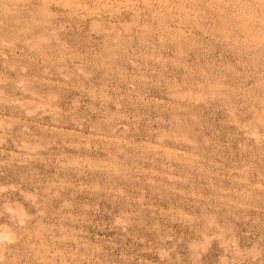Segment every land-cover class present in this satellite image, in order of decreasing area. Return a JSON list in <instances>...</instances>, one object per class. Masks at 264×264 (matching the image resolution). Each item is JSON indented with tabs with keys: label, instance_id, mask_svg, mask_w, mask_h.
I'll list each match as a JSON object with an SVG mask.
<instances>
[{
	"label": "rangeland",
	"instance_id": "obj_1",
	"mask_svg": "<svg viewBox=\"0 0 264 264\" xmlns=\"http://www.w3.org/2000/svg\"><path fill=\"white\" fill-rule=\"evenodd\" d=\"M0 264H264V0H0Z\"/></svg>",
	"mask_w": 264,
	"mask_h": 264
}]
</instances>
